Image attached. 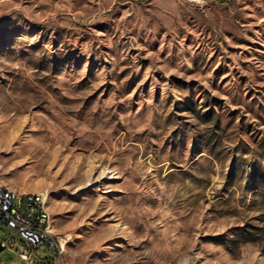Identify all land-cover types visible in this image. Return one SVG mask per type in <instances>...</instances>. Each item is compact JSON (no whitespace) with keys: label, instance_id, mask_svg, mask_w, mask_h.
Here are the masks:
<instances>
[{"label":"rangeland","instance_id":"374dc122","mask_svg":"<svg viewBox=\"0 0 264 264\" xmlns=\"http://www.w3.org/2000/svg\"><path fill=\"white\" fill-rule=\"evenodd\" d=\"M0 187L43 264H264V0H0Z\"/></svg>","mask_w":264,"mask_h":264},{"label":"built area","instance_id":"2783aa9c","mask_svg":"<svg viewBox=\"0 0 264 264\" xmlns=\"http://www.w3.org/2000/svg\"><path fill=\"white\" fill-rule=\"evenodd\" d=\"M41 197L6 195L0 187V230L10 231L1 244L3 249L15 250L20 260L12 264H39L36 254L40 249L51 259L64 255V241L70 235L47 230V216L40 211Z\"/></svg>","mask_w":264,"mask_h":264},{"label":"bare ground","instance_id":"6f19581e","mask_svg":"<svg viewBox=\"0 0 264 264\" xmlns=\"http://www.w3.org/2000/svg\"><path fill=\"white\" fill-rule=\"evenodd\" d=\"M4 192L6 195H14V196H28L29 198H37L39 196H42L40 199V211L44 213L47 216V230L50 232H55V234H59L53 227L52 222V215L49 210L48 204H47V198L48 195L45 192H21L16 189H10V188H4ZM68 239L64 241V253L66 251V245L68 243Z\"/></svg>","mask_w":264,"mask_h":264},{"label":"crops","instance_id":"0c3cea01","mask_svg":"<svg viewBox=\"0 0 264 264\" xmlns=\"http://www.w3.org/2000/svg\"><path fill=\"white\" fill-rule=\"evenodd\" d=\"M15 251V250H14ZM16 252V251H15ZM36 260L39 262V264H43V262H48L51 260L50 257H45L43 250L42 251H38L36 254ZM13 262H17V261H11L10 263H4L1 261L0 259V264H12ZM20 263V262H18Z\"/></svg>","mask_w":264,"mask_h":264},{"label":"water","instance_id":"95a60500","mask_svg":"<svg viewBox=\"0 0 264 264\" xmlns=\"http://www.w3.org/2000/svg\"><path fill=\"white\" fill-rule=\"evenodd\" d=\"M3 247H2V244H1V241H0V252L3 251Z\"/></svg>","mask_w":264,"mask_h":264},{"label":"trees","instance_id":"16d2710c","mask_svg":"<svg viewBox=\"0 0 264 264\" xmlns=\"http://www.w3.org/2000/svg\"><path fill=\"white\" fill-rule=\"evenodd\" d=\"M137 2H139V3H143V2H145L146 0H136Z\"/></svg>","mask_w":264,"mask_h":264}]
</instances>
